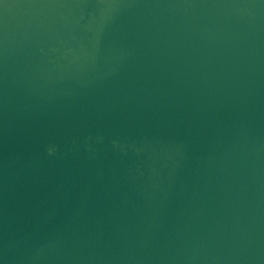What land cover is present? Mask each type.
<instances>
[{
	"label": "water",
	"instance_id": "obj_1",
	"mask_svg": "<svg viewBox=\"0 0 264 264\" xmlns=\"http://www.w3.org/2000/svg\"><path fill=\"white\" fill-rule=\"evenodd\" d=\"M0 264H264V0H0Z\"/></svg>",
	"mask_w": 264,
	"mask_h": 264
}]
</instances>
